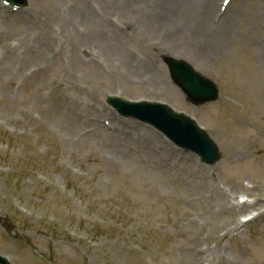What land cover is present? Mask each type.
<instances>
[{
    "label": "rangeland",
    "instance_id": "1",
    "mask_svg": "<svg viewBox=\"0 0 264 264\" xmlns=\"http://www.w3.org/2000/svg\"><path fill=\"white\" fill-rule=\"evenodd\" d=\"M209 2L202 42L190 23ZM27 3L14 13L0 4V255L264 264V0H179L188 33L168 37L162 0ZM164 53L214 80L218 99L188 102ZM108 95L189 114L219 160L201 163L119 117Z\"/></svg>",
    "mask_w": 264,
    "mask_h": 264
},
{
    "label": "water",
    "instance_id": "2",
    "mask_svg": "<svg viewBox=\"0 0 264 264\" xmlns=\"http://www.w3.org/2000/svg\"><path fill=\"white\" fill-rule=\"evenodd\" d=\"M10 1L24 2V0ZM164 61L168 64L173 81L183 89L192 103L200 104L217 97L218 90L214 83L194 71L188 62L175 60L168 56L164 57ZM109 101L123 114L155 124L176 143L199 153L206 162L212 163L218 159L216 145L188 116L175 113L167 105L159 103L135 105L119 98H109ZM0 261L7 264L2 258Z\"/></svg>",
    "mask_w": 264,
    "mask_h": 264
},
{
    "label": "bare ground",
    "instance_id": "3",
    "mask_svg": "<svg viewBox=\"0 0 264 264\" xmlns=\"http://www.w3.org/2000/svg\"><path fill=\"white\" fill-rule=\"evenodd\" d=\"M206 1V0H204ZM179 0H162V3L164 5V8H163V17H162V22L163 21H166V22H169V25L167 30L163 27L164 31L166 30L168 33L166 35V37H168L169 34H173V33H188V28L186 29V27L182 24H178L176 22L178 16H180L181 14L177 13V4ZM84 4V3H81V5ZM222 4H223V0H222ZM79 6V5H77ZM79 7H82L84 9L85 6H79ZM200 12H198L195 17L196 18H193L192 19V23H190V26H192L191 28V32H194L196 34V37L197 39L199 40H202V42L205 40L206 36L208 35V33H210L212 30V24L210 25L209 27V22H208V19H207V15L209 14V11H210V8H211V3H205L203 4L202 3V6L200 7ZM175 23V26L172 27V24ZM198 34H205L204 37L198 35ZM171 37V35L169 36ZM190 37L192 38V35H190ZM201 44V42H200ZM204 44H207V43H204ZM176 56V55H175ZM194 67L196 69L197 66L194 65ZM260 185V183H259ZM256 187L258 189H261L260 186H257ZM247 192V191H246ZM260 198V197H258ZM257 198V199H258ZM255 199V201L257 200ZM251 205H254V203H252ZM238 207L239 209H242L245 205L244 204H236L234 207ZM234 207H231V208H234ZM233 213V211H232ZM156 221V220H155Z\"/></svg>",
    "mask_w": 264,
    "mask_h": 264
}]
</instances>
